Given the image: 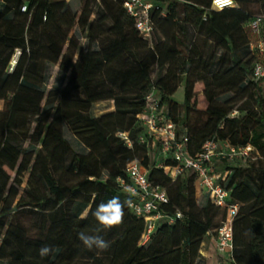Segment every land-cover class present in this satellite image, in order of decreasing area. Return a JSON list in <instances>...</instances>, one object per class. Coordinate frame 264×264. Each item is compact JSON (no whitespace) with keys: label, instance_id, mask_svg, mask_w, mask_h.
I'll list each match as a JSON object with an SVG mask.
<instances>
[{"label":"trees","instance_id":"obj_1","mask_svg":"<svg viewBox=\"0 0 264 264\" xmlns=\"http://www.w3.org/2000/svg\"><path fill=\"white\" fill-rule=\"evenodd\" d=\"M66 1L0 0V99L6 102L0 110V264L195 263L226 208L213 205L206 192L199 194L205 198L199 206L196 174L183 169L172 178L178 163L171 156L149 164L147 146L160 142L139 140L146 134L137 114L151 89L167 116L187 125V155L194 156L210 137L261 153L255 178L225 161L213 169L227 201L239 205L234 260L264 264V79L252 76L264 56L251 46L246 29L259 17L257 34L264 39V13L258 12L264 0H234L220 10L211 0H149L153 31L161 35L155 43L139 34L125 0H100L102 14L93 19L89 0L78 11ZM74 26L86 29L89 46L97 47L73 43ZM47 64L66 74L61 85L46 86ZM154 65L164 72L152 80ZM182 80V113L175 117L171 95ZM228 92L246 95L251 106L233 107L232 98L220 103L218 97ZM106 100L111 111L90 114L94 103ZM121 131L130 145L117 135ZM139 155L148 180L168 195L161 209L181 212L172 223L158 222L142 244L143 221L127 206L123 222L109 230L97 232L101 226L92 215L102 201L127 200L116 178L127 180L126 163ZM84 208L87 217L81 219ZM81 231L101 235L110 247L89 251L78 239ZM45 245L53 251L41 257Z\"/></svg>","mask_w":264,"mask_h":264},{"label":"built area","instance_id":"obj_2","mask_svg":"<svg viewBox=\"0 0 264 264\" xmlns=\"http://www.w3.org/2000/svg\"><path fill=\"white\" fill-rule=\"evenodd\" d=\"M234 4V0H231V3L211 0V7L217 10L232 7ZM123 7L133 17L134 25L142 38L149 41L153 33V25L148 13L151 7L150 1L125 0ZM248 26L253 31L258 32L259 17L251 20ZM256 47L264 56V39H259ZM18 52L16 50L14 56ZM14 62L15 57L11 60L9 69ZM252 76L255 80L264 79V59L254 63ZM144 100L145 108L137 114V117L141 120L146 135H141L139 140L144 142L147 137H150L152 141L158 139L163 156H171L178 163L170 170L171 177H176L183 169L192 170L197 176L196 195L206 192L213 205L226 208L225 218L217 228L208 231L206 237L209 236L214 241L218 264H237L233 257V219L239 205L236 202L227 201L228 191L217 182L219 174L214 172L213 157L220 153L222 157L226 155L229 158L237 156L244 158L248 155L249 150L253 149L252 146L249 144L234 146L228 140L218 141L210 137L203 142L199 152L194 156H189L184 150L187 137L185 135L177 137L176 124L167 116L166 108L159 106V97L155 89H151L145 95ZM117 135L128 145L131 144L126 131L118 132ZM220 148H225L226 153L221 152ZM125 170L128 179L117 177L116 182L126 199H131L133 202L134 206L128 208L143 221V228L139 237V243L142 244L150 238L158 222L172 223L176 218L181 217V212L175 210L173 213H168L161 209L163 204L168 203V195L164 188L148 180L147 170L142 168L136 159L126 163Z\"/></svg>","mask_w":264,"mask_h":264},{"label":"rangeland","instance_id":"obj_3","mask_svg":"<svg viewBox=\"0 0 264 264\" xmlns=\"http://www.w3.org/2000/svg\"><path fill=\"white\" fill-rule=\"evenodd\" d=\"M82 0H67L66 1V6H68L72 11H78L82 5ZM90 4V9H91V16L90 19L93 18H98L103 11V8L101 6L100 0H89ZM258 12L264 13V10L260 9ZM109 23V20L105 21V24ZM246 29L249 33V37L251 40V46H255L259 40V35L257 32L253 31L248 25L246 26ZM71 35L74 36V41L73 43H76L78 46H82L84 49L87 47H90L92 49H95L96 43H93L89 46L88 43V38L86 37V29H80L76 26H74L70 32ZM160 34L157 33L156 31H153L152 34V41L155 43L159 38ZM67 44V43H66ZM65 44V47H66ZM74 45V44H72ZM13 58L15 57L14 55L12 56ZM187 67V65H186ZM46 86L47 87H56L61 85L63 82L64 78L66 77V74H64L62 71H60L57 68V65L55 64H47L46 69ZM164 72L163 68H159L158 66L154 65L151 68V79L155 80L157 77H159L162 73ZM183 85H184V80H182L174 93L171 95V98L177 103V108L173 110L172 115L175 117H179L182 113L181 109V103H182V97H183ZM245 85V83L243 84ZM232 98L230 104L233 107H238V108H248L251 106L250 100L246 97V95L242 96L238 94L237 96H234V93L228 92L221 94L218 97V101L224 102L226 99ZM110 106L109 101H99L96 102L92 105L90 114L91 115H98L100 112L108 111ZM232 114H237L236 110H233ZM186 127L187 125L185 123H176V128H177V137H182L183 135L186 134ZM67 137L71 140L70 142L72 143L73 147L76 150L81 151L82 147L72 140L70 134L67 133ZM24 147L30 149L26 143L23 144ZM220 151L223 153H226L225 148H220ZM261 154V153H260ZM258 152H256L254 149L249 150L248 155L243 157H233L229 158L228 156L225 155V157H222V154L218 153L214 155L213 161L215 165L220 164L222 161L229 162L230 164L240 167L243 170V173H250L252 178L256 177V165L259 163V155ZM146 156L148 157L149 164H156L157 166L162 163L164 156L161 151V144L160 143H154V145H149L147 146V151H146ZM141 156L139 155L137 157V161L140 162ZM141 164V162H140ZM143 165V164H141ZM196 202L199 206L203 205L205 203V198L202 195H196ZM86 208H84L79 216H82L85 214ZM194 264H218L217 262V252L216 250L212 249L211 254L207 256H202L199 255V257L196 259Z\"/></svg>","mask_w":264,"mask_h":264},{"label":"clouds","instance_id":"obj_4","mask_svg":"<svg viewBox=\"0 0 264 264\" xmlns=\"http://www.w3.org/2000/svg\"><path fill=\"white\" fill-rule=\"evenodd\" d=\"M231 3V0H229ZM125 206L132 208L133 202L131 199L121 201L118 196H114L108 199L106 202L102 201L96 206V209L92 212L96 221L101 228L97 229V232L103 230H109L123 222L124 208ZM87 213L81 216V219H85ZM78 239L82 242L85 248L89 251L97 250L98 252L106 251L110 247V243L106 241L101 235H88L81 231L78 233ZM53 249L50 246H42L38 250V254L41 257H47L52 253Z\"/></svg>","mask_w":264,"mask_h":264},{"label":"crops","instance_id":"obj_5","mask_svg":"<svg viewBox=\"0 0 264 264\" xmlns=\"http://www.w3.org/2000/svg\"><path fill=\"white\" fill-rule=\"evenodd\" d=\"M106 101H109V100H106ZM109 102H110V106H109L108 111H111L113 109V104H112V101H109ZM5 107H6V102L3 99H0V110H3ZM108 111L100 112L98 115L103 114ZM98 115H94V116H98ZM212 249L216 250L214 241L211 237L207 236L201 243V255L202 256H207L208 254L210 255L212 252Z\"/></svg>","mask_w":264,"mask_h":264},{"label":"snow or ice","instance_id":"obj_6","mask_svg":"<svg viewBox=\"0 0 264 264\" xmlns=\"http://www.w3.org/2000/svg\"><path fill=\"white\" fill-rule=\"evenodd\" d=\"M222 2H223V3H228V2H229V0H222Z\"/></svg>","mask_w":264,"mask_h":264}]
</instances>
